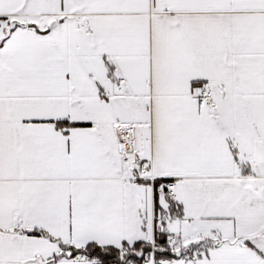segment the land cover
<instances>
[{"label":"snow or ice","instance_id":"1","mask_svg":"<svg viewBox=\"0 0 264 264\" xmlns=\"http://www.w3.org/2000/svg\"><path fill=\"white\" fill-rule=\"evenodd\" d=\"M0 264H264V0H0Z\"/></svg>","mask_w":264,"mask_h":264}]
</instances>
